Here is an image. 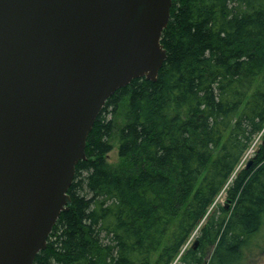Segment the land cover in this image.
<instances>
[{"label": "trees", "instance_id": "trees-1", "mask_svg": "<svg viewBox=\"0 0 264 264\" xmlns=\"http://www.w3.org/2000/svg\"><path fill=\"white\" fill-rule=\"evenodd\" d=\"M155 81L106 101L33 264H254L264 251V0H173ZM118 147L121 161L109 153ZM226 187L227 207H210ZM201 224V225H200Z\"/></svg>", "mask_w": 264, "mask_h": 264}, {"label": "water", "instance_id": "water-1", "mask_svg": "<svg viewBox=\"0 0 264 264\" xmlns=\"http://www.w3.org/2000/svg\"><path fill=\"white\" fill-rule=\"evenodd\" d=\"M172 1L0 0V264L34 263L107 99L157 79Z\"/></svg>", "mask_w": 264, "mask_h": 264}, {"label": "rangeland", "instance_id": "rangeland-1", "mask_svg": "<svg viewBox=\"0 0 264 264\" xmlns=\"http://www.w3.org/2000/svg\"><path fill=\"white\" fill-rule=\"evenodd\" d=\"M263 140H264V129L258 134V136L255 138L253 144L250 146L248 151L245 153V155L242 158L237 170H239L240 168L244 167L247 164L248 160L255 154L256 149L263 143ZM109 160L112 163H118L119 161H121L120 158H119V155H118V147L117 146H115L113 148V150L109 153ZM226 199H227V192H226V187H224V189L220 192V194L217 196L216 200L214 201V203L210 207L208 214L210 212H212V210H214L216 207H218L220 205H226L227 204ZM199 227H197L196 230H194V232L190 236L188 242L184 246L183 250L178 255V257H176V259L174 260L173 264H177L179 259H180V257H181V254L188 247L192 246V244L194 243L195 239L198 236ZM254 264H264V251H262V252L259 251L258 252V254H257L256 258H255V263Z\"/></svg>", "mask_w": 264, "mask_h": 264}, {"label": "bare ground", "instance_id": "bare-ground-1", "mask_svg": "<svg viewBox=\"0 0 264 264\" xmlns=\"http://www.w3.org/2000/svg\"><path fill=\"white\" fill-rule=\"evenodd\" d=\"M254 140H255V139H254ZM253 142H254V141H253ZM253 142H252V144H253ZM252 144H251V145H252ZM249 148H250V147H249ZM249 148H248V149H249ZM247 151H248V150H247ZM247 151H246V152H247Z\"/></svg>", "mask_w": 264, "mask_h": 264}, {"label": "flooded vegetation", "instance_id": "flooded-vegetation-1", "mask_svg": "<svg viewBox=\"0 0 264 264\" xmlns=\"http://www.w3.org/2000/svg\"><path fill=\"white\" fill-rule=\"evenodd\" d=\"M264 145H262V148H263Z\"/></svg>", "mask_w": 264, "mask_h": 264}]
</instances>
